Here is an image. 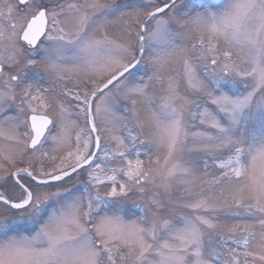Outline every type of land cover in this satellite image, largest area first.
<instances>
[{"label":"snow or ice","instance_id":"1","mask_svg":"<svg viewBox=\"0 0 264 264\" xmlns=\"http://www.w3.org/2000/svg\"><path fill=\"white\" fill-rule=\"evenodd\" d=\"M0 264H264V0H0Z\"/></svg>","mask_w":264,"mask_h":264}]
</instances>
